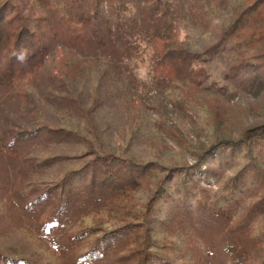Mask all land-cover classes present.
<instances>
[{"label":"rangeland","instance_id":"obj_1","mask_svg":"<svg viewBox=\"0 0 264 264\" xmlns=\"http://www.w3.org/2000/svg\"><path fill=\"white\" fill-rule=\"evenodd\" d=\"M131 1L135 23L126 24L124 38L114 39L111 22L108 34L52 39L53 59L20 82L21 107L10 104L1 114L0 252L35 264H83L78 258L95 236L87 242L72 234L129 222L140 225L132 234L137 244L144 240L173 264H233L228 249L240 242L248 264H264V140L248 152L243 145L264 127V4L238 27L232 24L241 8L257 0ZM14 2L31 25L45 13L34 0ZM105 10L115 21L113 8ZM172 41L194 56L156 67L155 55ZM25 121L41 131L13 141ZM220 140H239L242 151L223 156L216 149L199 162L202 150ZM108 154L151 169L124 213H79L65 234L45 232L61 182ZM239 175L240 186L231 189ZM186 176L193 181L177 192ZM118 255L95 262L119 264Z\"/></svg>","mask_w":264,"mask_h":264},{"label":"trees","instance_id":"obj_2","mask_svg":"<svg viewBox=\"0 0 264 264\" xmlns=\"http://www.w3.org/2000/svg\"><path fill=\"white\" fill-rule=\"evenodd\" d=\"M115 1L34 0L35 5L40 7L41 11L45 10V13L33 19L32 23H34L31 25L28 22L30 19L25 17L21 10L15 11L14 8L17 7L14 0H2L0 3V116L7 108L6 106L10 104L14 105L17 103L21 107L22 94L19 92L20 82L27 75L31 76L37 70L42 69L49 59H53V51L51 50H54V47L52 48L50 45L52 39L56 42H61L65 38H75V40L80 42L84 39L86 40L87 36L92 37L99 33L108 34L109 31L111 32V22L116 24L118 33V37L115 36L114 39L117 41L120 38H124L127 31L126 24H129V22L135 23V19L131 14L133 9L137 7V3L131 0H119L117 4ZM105 4L110 5L115 11V21L108 17ZM260 4H264V0H257L250 5L242 7L239 19H236L232 26H241L246 16H248L247 14L254 12ZM67 24H70L72 28L62 31L63 27L67 26ZM47 35L50 36L49 43L43 40ZM155 36L161 37L160 34H155ZM153 37L150 43L149 41L147 42V45H151ZM167 46L168 48L165 53L160 56L155 55L153 63L156 67H158L161 61L168 58L175 60V66H180L184 59L194 56V53H191L186 48H182L179 43L175 46V41H172ZM5 58H7L6 61H3ZM34 128L35 125L32 127L31 121H25V126L21 128V131L15 133L13 141L16 142L23 138L27 139L30 135H36L37 132L41 131L40 127ZM255 134L248 135L245 142L243 141L247 152L252 150L258 142L264 140V127H258ZM227 148L229 149L227 150ZM216 149L223 156L235 151H237V154L242 151V144L239 140L235 142L216 141L202 150L198 156L199 162L201 160L205 161L207 156L211 152L214 153ZM108 155L112 160H102L104 163L101 165L87 166L74 170L66 180L61 182L60 186L57 187L58 194H61L58 198V205L53 215L47 218L44 223V225L51 229L45 230V232L50 233V230L52 232L55 231L54 229H60L63 231L62 235L65 234L66 231L64 230L73 228L79 213L81 215L90 212L96 214L101 211H113L115 209H119V212L124 213V207L131 199L130 193L136 190L141 181L150 175L151 169L145 163L124 161L123 158L115 154ZM96 158L98 160L103 159L100 155ZM120 161L121 163H119ZM251 161L255 164L253 158ZM122 162H126L127 164L121 165ZM246 169L252 170L251 164ZM241 177L239 175L235 178L231 189L235 190L236 187L240 186ZM189 180L192 182L193 178L189 177L188 179V176L184 177L183 184L181 182L180 186L176 189L177 192ZM161 187L163 188V192H166L164 195L172 198V192L167 191L163 184ZM189 194L190 196L192 195L191 192ZM229 194H232V192ZM227 197L229 195H224L222 199H227ZM151 201H154L153 198ZM152 205L153 202L151 207ZM214 210L216 211L217 209ZM100 223L101 225L104 224L101 219ZM133 224L135 223H121L116 228L105 231L102 229V233H96L94 229L99 228V226L87 229L82 234H72L71 238L76 240H80L81 238H84V240L88 239L87 242L90 241L92 235L95 236L88 244L89 249L79 256L80 263L96 264V260H105L107 256L116 250L119 252V255L115 260L119 264H132L134 257L137 259L136 264H173L165 255L155 251V249H152L153 247H149L144 240H141L140 244H137L136 238L133 239L132 234L138 236L137 230L140 232V225ZM228 250L233 254V264H248L247 248L241 242L238 248L231 247ZM0 264L35 263L27 258L10 257L0 252Z\"/></svg>","mask_w":264,"mask_h":264}]
</instances>
